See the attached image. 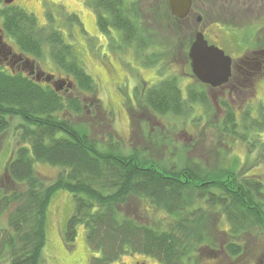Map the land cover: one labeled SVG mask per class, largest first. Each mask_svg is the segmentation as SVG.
I'll list each match as a JSON object with an SVG mask.
<instances>
[{
    "label": "trees",
    "instance_id": "16d2710c",
    "mask_svg": "<svg viewBox=\"0 0 264 264\" xmlns=\"http://www.w3.org/2000/svg\"><path fill=\"white\" fill-rule=\"evenodd\" d=\"M85 1L95 12L100 33L109 36L112 30L117 31L120 42L134 46L136 53L151 46L139 26L134 3ZM162 1L168 18L179 23L170 15L167 0ZM0 17L5 35L20 53L35 61L49 57L65 76L57 86L64 81L71 84V90L85 95L82 100L74 95L64 97L52 86V74H45L48 82H37L0 66V135L13 120H17L18 130L17 146L1 179L5 183L0 188V217L5 215V225L0 218V264H46L43 249L48 206L57 191L68 192L74 202L62 241L73 247L77 228L83 226L88 245L99 253L89 264H110L134 254L159 264H197L207 255L232 264L244 256L253 231L259 229L264 235V181L243 176L233 166L209 167L187 159L185 146L170 150L181 160L176 165L169 162L170 152L168 160L160 161L141 148L126 151L109 127L105 136L95 138L89 122L71 118L84 113V101L97 109L100 101L94 80L72 46L59 31L40 26L32 13L20 7H4ZM67 18L78 22L75 14ZM139 96L155 117L184 116L194 103L210 107L204 86H189L183 95L175 78L143 85ZM230 110L222 117V133L246 140V135L238 134L240 125ZM35 163L58 169L51 182H44ZM140 203L165 215L167 223H149L142 214L133 213ZM220 217L228 229L220 227ZM254 235L258 239L259 234Z\"/></svg>",
    "mask_w": 264,
    "mask_h": 264
},
{
    "label": "rangeland",
    "instance_id": "374dc122",
    "mask_svg": "<svg viewBox=\"0 0 264 264\" xmlns=\"http://www.w3.org/2000/svg\"><path fill=\"white\" fill-rule=\"evenodd\" d=\"M127 2L136 5L139 26L144 37L151 41V46H146L144 51L139 53H136L134 46L123 45L117 31L112 30L109 36L100 33L96 25L95 12L85 0H16L13 4L32 13L40 26L48 25L59 31L64 41L72 46L84 70L94 80L97 87L96 97L100 100L99 109L91 107L92 102L88 106L89 100H87L84 101V113L71 118L81 123L89 122L87 124L91 127L95 138L105 136L106 128L109 127L114 139L126 151L141 148L148 151L150 157L164 161L169 159L168 155L173 147L185 146L186 150L183 154L187 159L202 162L209 167L233 166L239 169L243 176L253 175L252 177L264 181V154H261L264 148L262 123L264 85L260 88L256 87L255 95L258 101L251 104L246 99L243 103L236 100L237 104L230 106V111L234 113L236 122L240 125L238 134L246 135V140L232 139L222 133L223 114L220 108L225 107L226 111L229 108L226 104L224 106L218 94L206 88L204 90L210 100L209 108L194 103L184 116L155 117L147 110L139 96L143 85L150 87L160 79L175 78L183 95L189 86L194 88L199 86L197 80H190L187 76L191 74L187 53L196 28L191 26V23L189 25L182 22L175 23L168 18L162 0H127ZM197 2L201 4V0ZM2 7L3 4L0 2V8ZM71 14L77 16L78 22L67 18ZM244 19H248L247 22H243L245 25L236 28L239 32L240 29L244 31L241 32L242 43L249 47L261 45L259 39L263 37L261 34L264 33V20L257 18L255 13H252V16L250 13L248 18ZM205 21L204 16L199 29L206 23ZM206 35L210 41L216 39L217 45L221 46L228 55L232 56L242 50L236 37L229 38L226 31H221L218 27L209 29ZM7 42L18 51L11 39L8 38ZM36 62L43 72L42 77L49 73L53 75V82L65 80L64 74L56 70L49 57ZM58 91L64 97L74 95L80 100L85 97L83 93L71 90L65 85ZM238 105L240 107L236 109ZM246 110L249 114L244 116L242 113ZM92 111L96 115L90 113ZM107 115L110 121L106 119ZM104 120L108 126L104 124ZM16 122L17 120H13L8 130L0 135V188L5 183L1 182L5 166L17 146ZM246 132L248 135L244 134ZM170 154V163L176 165L178 162L181 163L179 156L174 155L173 151ZM34 168L45 183L51 182L58 172V169L40 163H35ZM73 207L72 195L66 191H57L50 199L47 213V239L43 249L46 264H89L92 257L99 255L88 245L85 229L81 225L77 228L73 247L68 248L64 245L61 233L73 212ZM132 211L130 209L128 213L132 215ZM133 213L142 214L149 223H154L156 220L167 223L165 215L158 214L145 203L137 204ZM0 218L1 223L5 225V215ZM220 227L228 229V224L222 217H220ZM258 230H255L256 234H259L258 239L253 231L248 236L249 246L244 256L239 262L232 261L234 262L232 264H264L262 261L264 257H261L264 235L260 234V231L257 232ZM225 243L226 241L223 240L222 245ZM199 259L197 264L230 263L229 260H216L209 255ZM110 264L159 263L154 259L134 254L121 256Z\"/></svg>",
    "mask_w": 264,
    "mask_h": 264
},
{
    "label": "flooded vegetation",
    "instance_id": "af4514ba",
    "mask_svg": "<svg viewBox=\"0 0 264 264\" xmlns=\"http://www.w3.org/2000/svg\"><path fill=\"white\" fill-rule=\"evenodd\" d=\"M15 1L16 0L10 5H6L4 0H0L3 4L0 11L4 7L14 6L13 4ZM198 5L197 0H191L189 12L183 19L170 15L178 22L188 25L191 23V26H195L196 28L195 32H201L203 34L208 45L218 47L224 51L225 55L228 54H226L221 46L217 45L216 39L210 41L209 38L206 37V32L209 29L218 27L221 31H226V35L229 38L235 39L236 37V39H238L237 43L241 45L242 49L232 56L228 55L231 58L230 76L225 84L216 88H212L206 84H200L207 90H210V92L213 91L218 94L223 100L224 106L226 104L229 109H231L230 106L237 104L236 100L243 103V100L246 99V101H250L249 103L251 104L254 101H258L259 99L255 95L256 87L260 88L264 85V33L261 34L263 37L259 39L261 45L249 47L247 44L242 43L243 35L241 32L244 31L240 29L239 32L236 28L245 25L243 22H247L248 19L244 18H248L250 13L251 16L252 13H255L257 18H262L264 20V0H201V4ZM167 6L169 8V0H167ZM204 16L206 17V23L199 29V26L204 21ZM7 39L1 26L0 17V66L9 72L22 73L33 78V75H29L30 70H28V64L23 62L27 56L16 51L7 42ZM34 70L35 72L41 73L37 62L35 63ZM187 76H189L190 80L195 79L191 74H187ZM41 80L44 79L40 78V81ZM239 107L240 105L236 106V109ZM220 110L224 115L226 112L225 107H221ZM238 113L241 114L239 110Z\"/></svg>",
    "mask_w": 264,
    "mask_h": 264
},
{
    "label": "water",
    "instance_id": "95a60500",
    "mask_svg": "<svg viewBox=\"0 0 264 264\" xmlns=\"http://www.w3.org/2000/svg\"><path fill=\"white\" fill-rule=\"evenodd\" d=\"M14 0H4V3L9 5ZM191 0H169L170 13L183 19L189 12ZM190 68L193 76L201 83L209 85L212 88L219 87L228 81L230 76L231 58L216 46L208 45L201 32H196L193 41L187 53ZM28 64L29 75L35 73V80L38 82L42 76L38 72H34V62L30 59L23 61ZM48 81V78L45 79ZM57 86L53 84L56 91L66 85L64 81ZM68 88L71 84L66 85Z\"/></svg>",
    "mask_w": 264,
    "mask_h": 264
}]
</instances>
